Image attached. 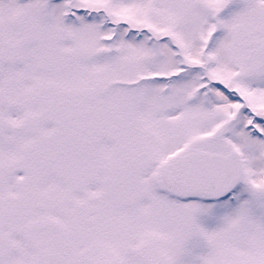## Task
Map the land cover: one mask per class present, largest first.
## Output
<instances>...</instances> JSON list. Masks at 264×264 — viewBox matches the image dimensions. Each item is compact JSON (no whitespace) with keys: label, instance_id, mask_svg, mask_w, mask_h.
Returning a JSON list of instances; mask_svg holds the SVG:
<instances>
[{"label":"snow or ice","instance_id":"6c2138e0","mask_svg":"<svg viewBox=\"0 0 264 264\" xmlns=\"http://www.w3.org/2000/svg\"><path fill=\"white\" fill-rule=\"evenodd\" d=\"M0 264H264V0H0Z\"/></svg>","mask_w":264,"mask_h":264}]
</instances>
